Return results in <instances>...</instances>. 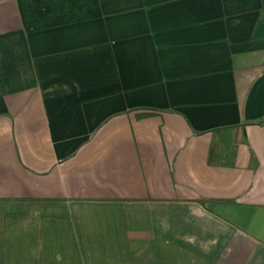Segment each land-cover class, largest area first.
<instances>
[{
    "label": "crops",
    "instance_id": "crops-1",
    "mask_svg": "<svg viewBox=\"0 0 264 264\" xmlns=\"http://www.w3.org/2000/svg\"><path fill=\"white\" fill-rule=\"evenodd\" d=\"M0 264H264V0H0Z\"/></svg>",
    "mask_w": 264,
    "mask_h": 264
}]
</instances>
